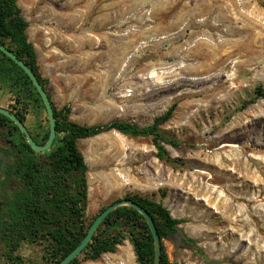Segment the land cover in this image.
Returning <instances> with one entry per match:
<instances>
[{
	"label": "rangeland",
	"instance_id": "374dc122",
	"mask_svg": "<svg viewBox=\"0 0 264 264\" xmlns=\"http://www.w3.org/2000/svg\"><path fill=\"white\" fill-rule=\"evenodd\" d=\"M43 76L71 119L160 125L178 141L161 160L151 137L79 140L89 221L139 194L184 219L164 240L183 264H264V0H17ZM184 234L185 242L181 239ZM23 242L18 264H45ZM0 264H9L0 245ZM81 264H136L125 241Z\"/></svg>",
	"mask_w": 264,
	"mask_h": 264
},
{
	"label": "trees",
	"instance_id": "16d2710c",
	"mask_svg": "<svg viewBox=\"0 0 264 264\" xmlns=\"http://www.w3.org/2000/svg\"><path fill=\"white\" fill-rule=\"evenodd\" d=\"M29 25L17 0H0V42L34 71L47 91L48 80L41 75L36 49L27 34ZM0 87L12 93V111L23 123L30 109L45 111L47 128L42 130L39 126L36 133L30 132L38 144H45L49 136V120L43 101L25 72L1 51ZM256 95L264 98L261 86L256 88ZM52 106L56 117V138L48 151L40 153L30 147L12 121L0 114V122L12 124L9 128L11 141L18 136L19 153L21 146L28 151L27 162L18 169V172H27V196L24 200L18 195L7 210L6 221L0 222V245L4 248V257L9 264L20 262L14 253L23 242L44 244L45 264H58L81 243L94 219L107 207L87 220L89 167L79 147V140L109 131L131 137H151L158 158L167 162L173 160L165 144L178 145V141L167 137L160 130V125L169 118L171 111L146 126L121 120L86 125L71 120L70 104L59 108L52 101ZM9 152H15L13 146ZM21 162V156L18 155V163ZM125 199L138 203L153 217L161 239V264H183L170 260L164 240L182 233L179 226L184 219L175 218L162 202L151 198L128 194ZM181 239L192 242L184 234ZM126 240L132 246L136 264H153V235L144 216L131 206L113 210L99 225L90 243L70 264L98 261L104 254L116 253Z\"/></svg>",
	"mask_w": 264,
	"mask_h": 264
},
{
	"label": "water",
	"instance_id": "95a60500",
	"mask_svg": "<svg viewBox=\"0 0 264 264\" xmlns=\"http://www.w3.org/2000/svg\"><path fill=\"white\" fill-rule=\"evenodd\" d=\"M0 51L7 55L10 59H12L29 77L31 80L33 86L36 88L37 92L39 93L43 104L45 106L47 117L49 120V136L45 144L41 145L38 144L34 139L30 131L27 129L25 124L21 121V119L13 113L11 110L7 108L0 107V114L6 116L10 121L14 123V125L20 130V132L23 134V137L25 141L30 145V147L35 152H45L48 151L56 138V117L54 114L52 101L48 96L47 91L44 89L43 85L38 80L36 74L34 71L22 60L20 59L14 52H12L10 49H8L6 46H4L0 42ZM2 159L0 158V169L2 167ZM121 206H131L138 210L146 219L147 224L151 230V233L154 238V261L153 264H161V239L158 234V230L156 227V224L154 222L153 217L138 203L134 202L131 199H120L117 200L110 205H108L102 212L99 213V215L94 219L92 224L89 226L87 233L81 243L73 250L71 251L64 259H62L58 264H70L75 258H77L81 252L86 248V246L90 243L93 235L95 234L96 230L98 229L99 225L102 223V221L115 209L121 207Z\"/></svg>",
	"mask_w": 264,
	"mask_h": 264
},
{
	"label": "flooded vegetation",
	"instance_id": "af4514ba",
	"mask_svg": "<svg viewBox=\"0 0 264 264\" xmlns=\"http://www.w3.org/2000/svg\"><path fill=\"white\" fill-rule=\"evenodd\" d=\"M12 112L16 114L15 111ZM0 123H2L0 124V158L3 161L0 169V222H5L7 219V210L12 201L18 195L24 200L27 196V172H18V169L19 166L27 162L28 151L21 146L19 153L18 143L20 141L16 139L18 136L16 135L14 140L11 141L9 134V128H11L12 124L6 121H1ZM12 146L15 151L14 153L9 152ZM18 155L21 156V164L18 163Z\"/></svg>",
	"mask_w": 264,
	"mask_h": 264
},
{
	"label": "crops",
	"instance_id": "0c3cea01",
	"mask_svg": "<svg viewBox=\"0 0 264 264\" xmlns=\"http://www.w3.org/2000/svg\"><path fill=\"white\" fill-rule=\"evenodd\" d=\"M27 34H28L29 40L34 44V47L36 49V52H37V55H38V63L40 65L41 75H42L43 78L47 79L46 77L43 76V73H42L43 72L42 71V65H41V62H40L41 59H40V56H39L38 47H37L36 42H34V40L32 39V37L30 35L29 28L27 30ZM48 84H49V80H48ZM48 84H47V92H49V94L51 95V101H53L56 104L57 107L61 108L65 104H69V103H65L64 105L59 106L55 102L52 93L49 91ZM13 104H14V100H13L12 93L7 88L0 87V107L7 108V109H9V110L12 111V108L11 107H12ZM70 118H71V115H70ZM71 120H73V119H71ZM24 124L27 127V129L30 132H32V133H36V131L38 130V127L39 126L42 127V130H45L47 128V120H46V113H45V111L43 109H39L38 112H35L32 109H30L29 112H28V114H27V118H26V121H25ZM127 242H129V241H127ZM121 247H122V245L118 247V251H119V248H121ZM109 254H115V253H109Z\"/></svg>",
	"mask_w": 264,
	"mask_h": 264
}]
</instances>
